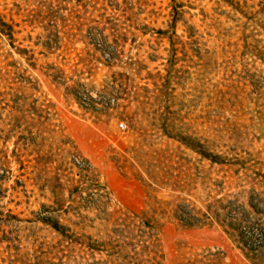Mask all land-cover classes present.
Segmentation results:
<instances>
[{"label":"rangeland","instance_id":"obj_1","mask_svg":"<svg viewBox=\"0 0 264 264\" xmlns=\"http://www.w3.org/2000/svg\"><path fill=\"white\" fill-rule=\"evenodd\" d=\"M1 23L0 264H249L174 215L264 176V0H0Z\"/></svg>","mask_w":264,"mask_h":264},{"label":"trees","instance_id":"obj_2","mask_svg":"<svg viewBox=\"0 0 264 264\" xmlns=\"http://www.w3.org/2000/svg\"><path fill=\"white\" fill-rule=\"evenodd\" d=\"M0 26L1 34L11 36L12 31L8 25L1 23ZM99 52L106 54L103 51ZM18 106L13 105L8 111L7 117L12 122V129L9 132L20 129L22 122H28L26 119L29 116L30 122L27 123L24 129L28 136L25 138L20 137L17 142H23V146L26 148L32 147V153H34L37 148V143H35L37 137H31V130L34 126L32 125L34 118L31 117H36V115L33 113V109L23 110L22 107ZM4 110V108H1L0 115ZM59 136L62 137L61 132ZM60 143L66 149V143ZM13 153V156L17 159V163L21 166L22 162L19 160V157L15 154V151ZM241 169L244 170L243 167ZM241 169L234 170L235 176L239 174ZM247 178L250 180L247 182L250 189L237 193L233 200H226L225 198L215 200L205 207V211H195L192 208V210H188L185 213L180 210L175 213L174 219L183 230L203 228L207 225L205 224L206 221H210L211 224H216L222 229L221 231L242 252L249 264H264V224L260 222L264 218V176L253 172L252 175L245 177V179ZM4 182H6L4 179H0V198H2V194L4 193L2 190ZM15 184L17 185L18 182L16 181ZM216 186L222 187V183ZM240 199L244 200L240 202ZM102 205L105 207V203H102ZM53 226L57 230L58 225L55 224Z\"/></svg>","mask_w":264,"mask_h":264},{"label":"built area","instance_id":"obj_3","mask_svg":"<svg viewBox=\"0 0 264 264\" xmlns=\"http://www.w3.org/2000/svg\"><path fill=\"white\" fill-rule=\"evenodd\" d=\"M118 127H119L121 130L125 129V126L123 125V123H119Z\"/></svg>","mask_w":264,"mask_h":264}]
</instances>
